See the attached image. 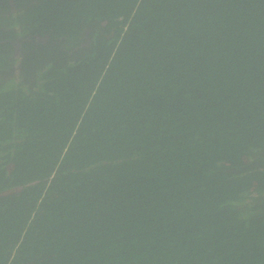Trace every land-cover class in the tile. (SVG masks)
Listing matches in <instances>:
<instances>
[{
  "label": "trees",
  "instance_id": "1",
  "mask_svg": "<svg viewBox=\"0 0 264 264\" xmlns=\"http://www.w3.org/2000/svg\"><path fill=\"white\" fill-rule=\"evenodd\" d=\"M18 4L0 264H264V0Z\"/></svg>",
  "mask_w": 264,
  "mask_h": 264
},
{
  "label": "flooded vegetation",
  "instance_id": "2",
  "mask_svg": "<svg viewBox=\"0 0 264 264\" xmlns=\"http://www.w3.org/2000/svg\"><path fill=\"white\" fill-rule=\"evenodd\" d=\"M21 0H8V4L10 7L9 13H18L21 11V5L18 4ZM2 0L0 1V3ZM6 15V12L4 10H0V16ZM7 30V34H11L12 37H8L6 35H0V42L4 41H10L12 42V50H13V56L16 60L15 70L17 72H21L22 70V61L25 58L26 54H31L34 51L32 45L36 46L37 49H40L42 45H45L49 43V45H55L56 42H54V37L51 33L44 31V36H41L38 33L29 32L26 36L21 35V27H12V28H6L4 26H0V31ZM15 31V34L12 32ZM86 42L80 44V48H83L85 46H88L90 43V36H85ZM62 41V39H60ZM57 41V40H56ZM60 42V41H59ZM88 43V44H86ZM64 45H62L63 48ZM51 51V49H50Z\"/></svg>",
  "mask_w": 264,
  "mask_h": 264
},
{
  "label": "water",
  "instance_id": "3",
  "mask_svg": "<svg viewBox=\"0 0 264 264\" xmlns=\"http://www.w3.org/2000/svg\"><path fill=\"white\" fill-rule=\"evenodd\" d=\"M1 1V0H0ZM6 42H10V41H4V42H0V45ZM12 44V42H10ZM13 45V44H12Z\"/></svg>",
  "mask_w": 264,
  "mask_h": 264
}]
</instances>
